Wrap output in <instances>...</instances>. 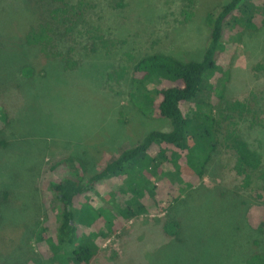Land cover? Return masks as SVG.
I'll use <instances>...</instances> for the list:
<instances>
[{
    "label": "rangeland",
    "instance_id": "374dc122",
    "mask_svg": "<svg viewBox=\"0 0 264 264\" xmlns=\"http://www.w3.org/2000/svg\"><path fill=\"white\" fill-rule=\"evenodd\" d=\"M87 1L96 6L87 18L117 45L104 59L81 60L84 27H61L49 53L61 52L67 64L81 61L69 68L25 37L62 2L0 0V105L8 104L10 114L4 121L0 110V189L14 193L9 207L0 210V264L20 260L18 243L33 253L29 264L47 263V244L39 248L38 233L54 211L46 207L42 186L45 176L52 182L74 171L64 159L76 158L87 181L150 131L171 129L169 119L155 115L135 90L133 67L154 53L201 60L209 42L207 15L230 0H123L121 8L115 0ZM242 9L241 25L228 28L224 72H211L196 101L220 120V136L235 130L261 153L264 170V0H246ZM248 17L256 26L242 22ZM120 64L125 78L109 82L108 73ZM234 101L246 109L230 108ZM194 107L190 102L182 108L191 113ZM223 145L211 174L171 211L146 210L126 219L115 207L128 199L125 177L105 179L84 193L76 206L77 240L99 246L92 264H245L250 252H264V227L247 219L248 210L264 208L262 170L253 173L251 186L242 187ZM165 216L182 222L178 236L165 233ZM116 218L122 220L119 228Z\"/></svg>",
    "mask_w": 264,
    "mask_h": 264
},
{
    "label": "trees",
    "instance_id": "16d2710c",
    "mask_svg": "<svg viewBox=\"0 0 264 264\" xmlns=\"http://www.w3.org/2000/svg\"><path fill=\"white\" fill-rule=\"evenodd\" d=\"M58 1L62 2V5L52 10L50 18H43V22L29 29L25 35L26 42L31 46H38L41 52L54 56V59L61 58L66 67L80 66L81 61L78 58L73 64H67V59L61 52H49L55 44L56 35H60L61 27L67 25L65 28L70 32L72 28L81 25L84 27L81 33L86 37V43L78 54L81 60L88 57L104 59L108 56L111 48L117 44L112 38L101 33L100 26L94 25L87 18L96 6L87 0H78L75 3L68 0ZM245 2L246 0H230L218 12L208 13L209 42L201 60L186 61L170 54L154 53L140 58L135 63L132 72L134 88L143 102L154 110L155 115L169 119V131H150L138 144L123 150L117 158L96 171L87 181L74 157L64 159L67 164L73 163L74 171H64L60 179L52 182L45 176L42 186V193L46 194L44 202L48 209L54 211L49 212L52 215L48 213V222L41 224L38 233L39 248L42 249L44 244H47L43 251L47 258L46 264H92L100 248L91 241L78 242L76 206L84 193L98 185L100 187L105 179L125 177L128 199L126 204H118L115 207L126 219L146 210L154 214L171 211L180 200L189 201L191 192L211 174L212 166L221 153L219 147L226 142L224 145L234 158L233 168L242 187L252 185L253 173L262 170L261 153L235 133V130L228 131L224 137L220 136V120L196 101L205 79L211 72H224L220 64L229 38L228 28L241 25L239 14ZM114 3L117 8L125 7L123 0H115ZM242 22L247 26H256L253 17H248V21ZM125 73L126 66L120 64L108 73L107 78L109 82L122 81ZM222 97L221 93L220 99ZM190 102L195 107L191 113H186L182 108L183 104ZM229 105L234 110H245L247 107L240 101L230 102ZM0 110L3 120L9 122L8 104H1ZM61 163H56V166L59 167ZM58 169L54 167L52 170ZM260 173L259 178L264 179V170ZM6 188L0 189V210L1 207H9L12 203L13 190L7 186ZM184 194L187 195L185 198ZM147 197L149 200L146 203L144 199ZM87 219L93 222L91 217ZM247 219L253 227L255 224L264 227V208L248 210ZM171 224L172 227L169 228ZM181 224L178 218L165 216L163 229L170 237L178 236L182 230ZM121 225L122 220L116 218V227ZM17 246L21 258L16 264H29L34 261L33 253L25 248V243H18ZM11 263L10 258L3 260V264ZM245 264H264V252H250Z\"/></svg>",
    "mask_w": 264,
    "mask_h": 264
}]
</instances>
